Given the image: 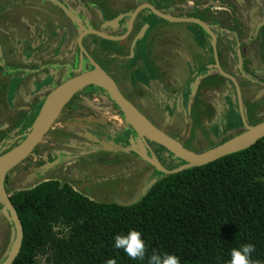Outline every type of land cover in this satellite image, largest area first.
Masks as SVG:
<instances>
[{
	"label": "flooded vegetation",
	"instance_id": "obj_1",
	"mask_svg": "<svg viewBox=\"0 0 264 264\" xmlns=\"http://www.w3.org/2000/svg\"><path fill=\"white\" fill-rule=\"evenodd\" d=\"M198 2L0 0V155L24 139L51 91L94 65L153 126L193 153L243 133L242 119L251 127L264 121V36L254 32L264 19L252 26L234 4L228 23L216 24L212 1ZM144 5L171 18L201 21L215 35L219 67L234 77L239 96L233 83L217 73L211 38L200 26L159 19ZM256 9L263 15L246 11L264 18V2ZM14 102L24 110L13 108ZM188 105L194 108L187 111ZM166 118L171 121L163 128ZM146 144L124 122L109 92L90 85L74 94L30 156L6 174L3 189L12 206L16 195L45 182L68 186L92 202H130L164 177L141 160V153L150 161L154 155L166 170L184 165L159 145ZM41 165L47 166L42 173L36 170ZM16 181L25 191L13 196L9 191ZM2 212L7 221L0 224V264L15 237L10 215L0 205Z\"/></svg>",
	"mask_w": 264,
	"mask_h": 264
},
{
	"label": "trees",
	"instance_id": "obj_2",
	"mask_svg": "<svg viewBox=\"0 0 264 264\" xmlns=\"http://www.w3.org/2000/svg\"><path fill=\"white\" fill-rule=\"evenodd\" d=\"M22 225L12 264H147L153 253L180 264H228L232 249L251 243L264 264V138L247 150L164 176L130 206L89 201L68 186L45 182L12 200ZM141 233L143 261L114 248V237Z\"/></svg>",
	"mask_w": 264,
	"mask_h": 264
},
{
	"label": "water",
	"instance_id": "obj_3",
	"mask_svg": "<svg viewBox=\"0 0 264 264\" xmlns=\"http://www.w3.org/2000/svg\"><path fill=\"white\" fill-rule=\"evenodd\" d=\"M222 3L225 2L221 0ZM220 4V3H219ZM143 8L150 11L154 16L159 19L168 21L170 23H194L200 26L211 38L212 41V51L214 54V64L217 70V73L228 79L231 83H233L236 88L237 94L239 96L238 86L236 84V80L233 76L224 73L218 64V56H217V48H216V37L213 33L204 25L201 21L195 19H176L171 18L163 13L156 11L154 8L148 5H144ZM141 8L137 9L135 13L132 15V20L135 18L137 13ZM215 16L211 13V19H214ZM218 21L216 20L215 23ZM264 22L255 27V33L261 36V33L264 36ZM236 29V28H235ZM239 30L240 34H244L243 28ZM249 30V29H248ZM238 32V30L236 29ZM94 35L98 37H103L101 34L94 32ZM104 38V37H103ZM108 38V37H107ZM105 39V38H104ZM109 39V38H108ZM249 43H243L244 47H247ZM240 59V55H239ZM93 65V64H92ZM94 70L90 72H86L83 74H79L78 76L68 80L63 83L53 91H51L48 96L44 99L42 106L37 114V117L33 121L30 129L24 135V139L14 148L10 149L6 153L0 155V205L4 207L7 213H9L13 228H14V243L11 247L10 252L6 256L5 260L1 264H12L16 257L19 254L22 240H23V230L21 222L14 210L12 204L8 200L7 195L3 189V183L6 174L12 170L15 166L24 161L34 148L40 143L43 139L44 135L48 132L50 127L54 124L57 119L60 111L63 107L70 101V99L82 90L83 88L93 85V86H102L105 87L109 91V95L112 101L116 104L118 109L120 110L124 122L131 127L137 137L143 142L144 146L147 148L146 141L153 142L163 148L167 153L176 157L180 161L184 162V165L173 169L166 170L163 168L154 155L151 154L150 163L156 168L160 174L164 176H170L177 173H180L185 170L198 168L204 165H207L211 162H214L218 159H221L225 156H229L252 147L257 141L264 138V121L260 122L255 126H248L244 119H242L243 125L245 127V131L230 140L218 145L215 148L209 149L207 151L201 153H193L186 149H184L178 142L174 141L172 138L168 137L161 130L157 129L153 124L147 120L138 110L132 106L128 101H126L116 89L114 83L102 72L96 65H94ZM155 183V181H153ZM153 183V184H154ZM151 184V186L153 185ZM147 193L146 190L142 192V196ZM141 195L139 198L142 197ZM139 198L134 199L131 202L122 204L118 203L122 206H130L136 203Z\"/></svg>",
	"mask_w": 264,
	"mask_h": 264
},
{
	"label": "clouds",
	"instance_id": "obj_4",
	"mask_svg": "<svg viewBox=\"0 0 264 264\" xmlns=\"http://www.w3.org/2000/svg\"><path fill=\"white\" fill-rule=\"evenodd\" d=\"M114 248L122 249L131 260L143 261L145 259L146 246L138 231H130L126 236L117 234L114 237ZM254 251L255 246L251 243L244 244L239 249H232L228 264H261L259 260L250 259ZM105 264H117V261L109 258ZM147 264H180V258L173 254L161 255L153 252L148 257Z\"/></svg>",
	"mask_w": 264,
	"mask_h": 264
},
{
	"label": "crops",
	"instance_id": "obj_5",
	"mask_svg": "<svg viewBox=\"0 0 264 264\" xmlns=\"http://www.w3.org/2000/svg\"><path fill=\"white\" fill-rule=\"evenodd\" d=\"M178 1V0H177ZM212 3L210 2V9H211V13L213 16H215V20L212 19L214 22H216V20L218 21L216 24H221L223 22H227V20H229L228 18V11L232 12V6H237L239 13L241 15V12H243V18L245 20L246 23H249L250 25L254 26L256 23L259 22V20L264 19V18H259V15H255V14H250L248 11V9H252L255 12H259L261 15H263V13L261 12V10H257V5H259V2L262 1L264 2V0H224L225 2L222 3L221 0H211ZM181 2V1H180ZM255 2V5H254ZM182 3V2H181ZM220 3V4H219ZM235 4V5H234ZM231 5V6H230ZM246 5V9L242 10L243 7ZM247 6L249 7L247 9ZM231 8V9H230ZM44 9V8H43ZM42 13V12H41ZM43 14V13H42ZM47 14V13H46ZM239 15V17H240ZM242 17V15H241ZM264 17V16H262ZM231 20V19H230ZM258 21V22H257ZM228 23V22H227ZM216 29L218 33L220 32V29L218 28V26H216ZM251 33H246V38L250 37ZM260 38V37H259ZM262 39V38H261ZM247 41H245V43H247ZM11 47H8V51L12 50L10 49ZM13 51V50H12ZM173 64V62L171 61V65ZM175 72V70H173L172 68V72ZM19 87V85H16V90ZM15 90V91H16ZM9 91V88H8ZM23 91V90H22ZM14 92V88L10 90V93L12 94ZM13 108H18L19 111H23L24 110V105L19 103H15L14 102V106ZM1 105H0V115H1ZM167 114V113H166ZM23 117H21L20 119L22 120ZM0 122H4L3 118H1L0 116ZM22 124H24V122H22ZM3 127L6 128L7 126L5 125V123L3 124Z\"/></svg>",
	"mask_w": 264,
	"mask_h": 264
},
{
	"label": "rangeland",
	"instance_id": "obj_6",
	"mask_svg": "<svg viewBox=\"0 0 264 264\" xmlns=\"http://www.w3.org/2000/svg\"><path fill=\"white\" fill-rule=\"evenodd\" d=\"M184 1H185V0H184ZM199 2H201V0H199ZM199 2H198V3H199ZM249 31H251V28H249ZM248 41H250V40H248ZM250 72H251V70H250ZM250 72H249V75L252 76V73H250ZM188 106H189V105H188ZM188 106H187V111H189L188 108H190V110H192V109L194 108V107H191V106L188 107ZM195 107H196L197 110H199V107H200V106H199V105H196ZM39 109H40V108H39ZM196 109H195V110H196ZM197 110H196V113H198ZM38 112H39V110H38ZM38 112H37V114H38ZM37 114H36V116L34 117L33 121H34L35 118L37 117ZM166 115H167V116H170V115H168V113H167ZM167 120H168V121H169V120L171 121V119H169V118H168V119H167V118L165 119V121H167ZM33 121L30 122V123L27 125L26 133H27V131L30 129V127H31V125H32V123H33ZM168 121H167V122H164L163 128H166ZM26 133H25V134H26ZM25 134H24V135H25ZM22 140H23V139H22ZM196 142H197V141H196ZM187 144H188L190 150L192 149V147H194V146L191 145L190 142H188ZM9 147H10V146H9ZM9 147H8V148H9ZM140 156H141V158H142V159H141V158H140V159H141L143 162H145V163H147V164L150 163V160L148 159V156H147V155L141 153ZM140 156H139V157H140ZM140 163H141L140 161H135L136 166H137V165H140ZM149 165H150V164H149ZM46 167H47V166H45V165H44V166L41 165L40 167H37L36 170L39 169L40 173H42L43 171H42L41 169H45ZM137 169H139V168H137ZM137 169H136V170H137ZM36 170H35V171H36ZM157 172H158V171H157ZM36 173H37V172H36ZM158 173H159V172H158ZM21 179H22V178H21ZM23 179H24V177H23ZM153 183H154V182L151 181L150 184H148V186H147L146 188L143 189V191H144V190H146V191L149 190V189L151 188V184H153ZM31 187H32V186H31ZM31 187H30V189H31ZM21 190H22V191H25V190H23V188H20L19 182L16 181V182H15V185L12 186V187L10 188V191H9V192H10V194L12 193L13 196H14V195L18 194L19 192H22ZM143 191H142V192H143ZM141 196H142V193H141ZM135 199H136V198H135ZM128 202H129V201H127V202H121V203H122V204H125V203H128ZM130 202H131V201H130ZM6 218H7V216L2 212V214L0 215V224H2V223L4 224V222L7 221ZM12 232H13V231H12ZM11 244H12V241H11L10 244H9L10 247H11ZM10 247L8 246V248H10ZM46 258H47V256H41V257H39V258H38V263H39V264H50V263H47V262H46Z\"/></svg>",
	"mask_w": 264,
	"mask_h": 264
},
{
	"label": "bare ground",
	"instance_id": "obj_7",
	"mask_svg": "<svg viewBox=\"0 0 264 264\" xmlns=\"http://www.w3.org/2000/svg\"><path fill=\"white\" fill-rule=\"evenodd\" d=\"M100 87H102V86H100ZM102 88H104L105 90H107L105 87H102ZM108 91V90H107ZM109 92V91H108ZM111 120H113V121H115L116 123H117V121L118 120H115V119H111ZM175 141V140H174ZM153 143V142H152ZM155 144V143H154Z\"/></svg>",
	"mask_w": 264,
	"mask_h": 264
}]
</instances>
